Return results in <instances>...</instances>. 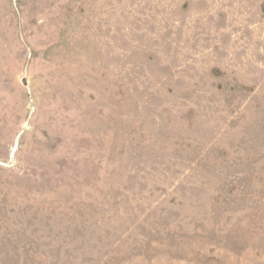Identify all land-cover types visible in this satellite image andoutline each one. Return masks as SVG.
I'll return each instance as SVG.
<instances>
[{
    "label": "rangeland",
    "instance_id": "374dc122",
    "mask_svg": "<svg viewBox=\"0 0 264 264\" xmlns=\"http://www.w3.org/2000/svg\"><path fill=\"white\" fill-rule=\"evenodd\" d=\"M0 264H264V0H0Z\"/></svg>",
    "mask_w": 264,
    "mask_h": 264
}]
</instances>
